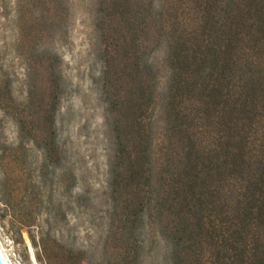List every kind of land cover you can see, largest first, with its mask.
<instances>
[{
  "label": "trees",
  "instance_id": "16d2710c",
  "mask_svg": "<svg viewBox=\"0 0 264 264\" xmlns=\"http://www.w3.org/2000/svg\"><path fill=\"white\" fill-rule=\"evenodd\" d=\"M68 22L67 0H16L24 96L2 67L16 142L0 143L1 223L26 231L38 264H264V0H94L110 151L104 236L81 247L37 222L59 210L48 167L64 157L65 81L51 45Z\"/></svg>",
  "mask_w": 264,
  "mask_h": 264
},
{
  "label": "rangeland",
  "instance_id": "374dc122",
  "mask_svg": "<svg viewBox=\"0 0 264 264\" xmlns=\"http://www.w3.org/2000/svg\"><path fill=\"white\" fill-rule=\"evenodd\" d=\"M69 22L64 41L51 45L63 58L62 73L65 90L56 115L57 141L64 151L58 166L48 167L52 200L59 205L56 220L44 224L45 215L37 222L43 224L51 236L75 247L91 246L102 239L105 232L103 192L107 181V160L110 151L109 135L105 126V105L99 89L103 69L97 52L99 42L93 32L94 0H67ZM16 0H0V69L10 66L15 96L22 98L24 68L14 57ZM161 51L156 53L160 57ZM161 85L163 81H160ZM157 117V109L155 110ZM157 119V118H156ZM156 133L160 123L154 124ZM16 142V127L9 119L0 120V143ZM36 152L29 156L32 166ZM1 175V174H0ZM13 175L16 178L17 169ZM16 186V184H15ZM85 192V204L75 196ZM18 205H23L22 194L14 190ZM35 233V229H32ZM0 247L8 264H38L26 231L21 236L0 221ZM82 264H88L83 262Z\"/></svg>",
  "mask_w": 264,
  "mask_h": 264
},
{
  "label": "bare ground",
  "instance_id": "6f19581e",
  "mask_svg": "<svg viewBox=\"0 0 264 264\" xmlns=\"http://www.w3.org/2000/svg\"><path fill=\"white\" fill-rule=\"evenodd\" d=\"M0 255L2 257V260H3L4 264H8L7 258L5 257L1 247H0Z\"/></svg>",
  "mask_w": 264,
  "mask_h": 264
},
{
  "label": "water",
  "instance_id": "95a60500",
  "mask_svg": "<svg viewBox=\"0 0 264 264\" xmlns=\"http://www.w3.org/2000/svg\"><path fill=\"white\" fill-rule=\"evenodd\" d=\"M0 264H4L1 255H0Z\"/></svg>",
  "mask_w": 264,
  "mask_h": 264
}]
</instances>
